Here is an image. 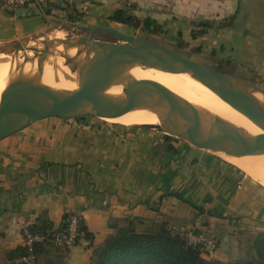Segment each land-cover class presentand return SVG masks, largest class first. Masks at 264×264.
Listing matches in <instances>:
<instances>
[{"label":"crops","instance_id":"obj_1","mask_svg":"<svg viewBox=\"0 0 264 264\" xmlns=\"http://www.w3.org/2000/svg\"><path fill=\"white\" fill-rule=\"evenodd\" d=\"M124 8L152 19L173 44L219 46L228 74L264 88V0H32L17 12L0 5V45L52 30L51 22L115 28L122 24L109 18ZM120 129L35 122L0 140V264H18L25 228L58 233L71 213L91 240L60 252L47 246L36 264H90L93 246L129 224L166 223L193 242L209 236L206 255L224 262L242 253L245 235L264 232L263 185L186 142Z\"/></svg>","mask_w":264,"mask_h":264},{"label":"water","instance_id":"obj_2","mask_svg":"<svg viewBox=\"0 0 264 264\" xmlns=\"http://www.w3.org/2000/svg\"><path fill=\"white\" fill-rule=\"evenodd\" d=\"M50 24L54 29L0 46V56H10L15 65H22L1 95L0 140L48 118L117 119L146 110L155 114L159 123L136 126L214 154L236 158L264 156V88L113 27L74 22ZM68 28L86 33L56 37L58 32L63 33ZM98 31L115 36L119 42L99 39L95 36ZM59 50L64 65L76 76L74 90L53 89L41 82L45 64ZM27 65L36 67L35 76L24 75ZM136 66L190 74L261 128L263 134L247 135L160 82L134 79L130 71ZM116 87L121 88V93L111 94Z\"/></svg>","mask_w":264,"mask_h":264},{"label":"trees","instance_id":"obj_3","mask_svg":"<svg viewBox=\"0 0 264 264\" xmlns=\"http://www.w3.org/2000/svg\"><path fill=\"white\" fill-rule=\"evenodd\" d=\"M73 20H76V17ZM109 20L129 27L141 28L142 31L151 34L163 31L162 27L152 19L141 20L129 8L116 10ZM166 138L171 137L166 136ZM65 227L66 224L62 230ZM82 229L86 232L85 239L90 241L91 234L84 225ZM30 230L46 235V241L35 247L37 261L40 252L47 246H52L59 252L67 250L54 244L55 233L41 230L38 225L30 227ZM252 248L255 256L244 262L206 259L203 257L205 252L202 245L192 243L185 235L175 233L166 223L155 229L146 230H137L133 224H129L116 231L103 244L93 246L90 264H264V232L257 235ZM26 253L27 249L24 247L19 258Z\"/></svg>","mask_w":264,"mask_h":264},{"label":"bare ground","instance_id":"obj_4","mask_svg":"<svg viewBox=\"0 0 264 264\" xmlns=\"http://www.w3.org/2000/svg\"><path fill=\"white\" fill-rule=\"evenodd\" d=\"M73 52L74 51H71L70 53L73 54ZM21 69L22 65H15L12 61V57L6 55L0 56V99L11 78L18 74ZM35 72V66L27 65L24 70V75L26 77H32L35 76ZM130 74L136 80L157 81L164 84L194 105L230 122L243 130L247 135L257 136L263 134L261 128L221 100L216 94L190 74L163 72L140 66L133 68ZM41 82L48 87L58 90H74L77 88L76 76L64 65V58H62L61 50L56 53L51 61L45 64ZM110 93L118 95L121 93V88L116 87L111 90ZM105 120L130 126L146 124L155 125L159 123L157 116L146 110L128 113L117 119ZM172 126L175 127V125ZM223 156L228 162L236 165L253 180L264 186V156L244 158L229 157L224 154Z\"/></svg>","mask_w":264,"mask_h":264},{"label":"rangeland","instance_id":"obj_5","mask_svg":"<svg viewBox=\"0 0 264 264\" xmlns=\"http://www.w3.org/2000/svg\"><path fill=\"white\" fill-rule=\"evenodd\" d=\"M115 29H117V30H119L125 34H128V35H132L135 37H139V38H143V39H147V40L156 42V43H158V44H160V45H162L168 49H171L173 51L180 53L181 55H183L185 58H187L189 60H192V61L197 62L199 64L205 65V66L210 67L212 69H215V70H218V71H221L224 73H227L229 70L225 64H222V62H219V61L224 60V59H222L223 55H222V57L219 56L221 48H219V46H217L215 49H213L214 51H212L210 48H206V47L204 48V47H202L200 40L196 41V39H200V38H195L194 40L188 39V42H185L184 40H180V42L173 44L171 41L167 40V35L165 34V32L155 35V34H151L148 32H144V31H142L141 28H133L131 26L129 27V26H126L123 24L120 26H116ZM85 33L86 32L81 31V30H73L72 28H68L65 31H63V33L58 32L57 36H59V37H61L62 35H63V37L78 36V35L85 34ZM95 36H97L99 39H101L103 41L119 42L118 38H116L115 36L108 34V33H105V32H102V31L96 32ZM216 50L218 51V53ZM238 76H240V75H238ZM38 124L41 126L42 125H47V126L55 125V126H60V127L64 126V127H70V128L77 126V127L82 128V130H89V131L101 130V129L106 128V127L121 128L124 130L131 129V128L135 127V126H130V125H122V124L115 123V122H109L108 120L99 119V118H95V117H91V116L80 117V118H70V119L48 118V119L38 121ZM153 132H155V134L158 135L162 140L164 138H166V135H164L160 132H156V131H153ZM176 140H178V139H176ZM208 154H212V155H215V156L222 158L225 162L229 163L230 165L234 166L235 168L239 169L241 172L246 174L239 167L228 162L225 159V157L223 156V154H214L211 152H209ZM257 183L260 184L259 182H257ZM160 225L161 224H146L143 227V226H138V224H135L134 226L137 230H146V229H150V228L155 229V228L159 227ZM174 231H175V233H179L176 230H174ZM252 235H254V234H251V236ZM257 235H254L253 237H251V239H250V237H248L250 235H245L246 238H244L243 241H241L242 253H238V255L236 256L237 258L232 259L231 261L239 260V261L244 262L245 260H249V259L253 258L255 256V251L253 250L252 247H253V242H254L255 238L257 237ZM247 238L250 239L251 242ZM188 240L192 243L202 245L204 252H205L203 254V257H205L206 259H213V258H209L208 255H206V253L208 251V250H206L207 247L212 246L214 244V242L212 240H210L209 236L206 238L203 236H200V237H198V240H196L195 242L191 241L190 239H188ZM248 248L251 249L249 252H248Z\"/></svg>","mask_w":264,"mask_h":264},{"label":"built area","instance_id":"obj_6","mask_svg":"<svg viewBox=\"0 0 264 264\" xmlns=\"http://www.w3.org/2000/svg\"><path fill=\"white\" fill-rule=\"evenodd\" d=\"M32 0H0V5L9 10L17 12L20 9H24ZM83 222L80 215L71 213L66 218V227L64 230L54 234V244L58 247L70 249L80 243L81 240H85L86 232L82 229ZM24 235V247L27 249V253L18 259V264H36L37 256L35 254V247L38 244H42L46 241V235L42 233H36L25 228ZM184 235V234H182Z\"/></svg>","mask_w":264,"mask_h":264}]
</instances>
